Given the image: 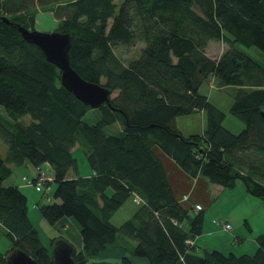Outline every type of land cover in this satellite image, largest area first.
I'll use <instances>...</instances> for the list:
<instances>
[{"label": "trees", "instance_id": "trees-1", "mask_svg": "<svg viewBox=\"0 0 264 264\" xmlns=\"http://www.w3.org/2000/svg\"><path fill=\"white\" fill-rule=\"evenodd\" d=\"M38 11L56 20L54 32L69 35L70 67L105 87L108 104L94 110L81 104L60 86L58 70L22 40L17 26L32 31ZM210 42L224 45L217 58L205 54ZM136 44H142L137 57L122 65L113 49ZM251 48L264 58V0H0V142L6 150L0 228L10 241L0 264L12 248L52 264L27 216L26 198L3 186L8 163L50 168L44 185L54 189L38 210L48 224L61 217L77 222L76 264L106 245L122 247L125 239L133 241L131 255L146 264H264V230L252 254L194 243L202 209L183 206L186 196L174 197L159 157L202 178L210 202L239 181L264 204V63L244 51ZM209 80L234 88L228 114L242 124L238 134L222 127L224 113L199 93ZM91 111L97 116L87 123ZM194 112L204 114V128L184 137L175 119ZM109 126L120 129L106 134ZM75 146L83 150L88 177L78 174ZM132 195L141 200L136 211L113 225L112 213ZM111 264L132 263L123 256Z\"/></svg>", "mask_w": 264, "mask_h": 264}, {"label": "rangeland", "instance_id": "rangeland-1", "mask_svg": "<svg viewBox=\"0 0 264 264\" xmlns=\"http://www.w3.org/2000/svg\"><path fill=\"white\" fill-rule=\"evenodd\" d=\"M120 0H115V5H118ZM35 23L34 29L39 33H52L55 31L56 20L50 15L48 12H37L35 14ZM142 47V44H136L130 48L117 47L113 49L114 56L120 61L122 65H126L130 60L135 59L138 55L139 49ZM224 49V45L218 42H210L205 48V54L210 58H217L222 50ZM243 50V49H242ZM244 51L258 60L259 62L264 63V58L261 53L255 49L251 48L248 51L244 49ZM199 93L206 96L207 100L217 107L220 111H222L225 115L222 121V127L229 131L232 134H238L243 126L242 124L228 114V109L232 104V97L234 93V88L232 87H219V84L216 81L209 80L208 82H203L199 87ZM114 94L111 95L113 97ZM96 113L93 111L89 112L83 120L87 123L94 122L96 119ZM175 124L179 129L180 133L185 137L191 134H199L204 128L205 125V117L201 112H194L189 115L179 116L175 119ZM119 126H109L105 128L104 132L106 134H113L115 131L119 130ZM4 145L0 142V150H4ZM156 148H153L155 150ZM1 153V152H0ZM3 153V152H2ZM72 157L76 160V168L78 173L82 171V167L87 168V163L85 161L84 153L81 147L75 146V148L71 151ZM166 159L170 160L165 156ZM172 162V161H171ZM173 163V162H172ZM163 164V163H162ZM174 164V163H173ZM175 165V164H174ZM176 166V165H175ZM11 169L10 176L3 182V186L17 188V192L26 198L27 209H28V218L32 226L37 232L39 240L42 245L50 252V239L54 236L49 229V224L45 221V219L41 216V213L38 210L39 204L44 203V198L38 193V189L34 183L30 185H26L22 182V177L26 178L28 181H31L36 176V170L40 169L41 173L51 178L52 172L47 165L42 164L37 169L34 168L31 164L25 163L20 166H9ZM177 167V166H176ZM164 171L166 175H170V170L168 166L163 164ZM178 168V167H177ZM179 169V168H178ZM180 170V169H179ZM182 172V171H180ZM183 173V172H182ZM184 176H187L189 189L192 190L194 187V183L198 180V183L203 182L202 178H198V176H189L186 173H183ZM80 176L82 174H79ZM169 180V178H168ZM172 183L173 193L177 191H181L184 188L185 179L182 178H174V180H169ZM44 189H48L44 195L47 193L48 195L52 194L54 189L53 183L48 184V186L40 185ZM207 195V196H206ZM212 195V193H210ZM211 196L208 197V194H205L204 188L199 191V185L195 188V192L191 195L188 202H183L182 205L185 207H190V204L193 205L197 203L202 206V202L206 204L210 200ZM251 201H241L238 202V207L234 209L229 215L225 216V219L231 226L230 230L222 229L220 225H215L213 231H210L206 234L203 232L196 236V245L202 249L206 246L207 249H217L222 253H233L235 255L240 254H252L256 248V243L254 238L257 234L264 230V204L257 198L250 197ZM195 200L197 202H195ZM200 200V202H199ZM208 200V201H207ZM132 201V200H131ZM210 202V201H209ZM133 203V202H132ZM134 204V203H133ZM236 204V205H237ZM203 217L205 216L206 209H202ZM192 214L193 212L190 211ZM223 215L219 213L215 215L214 218L219 222L223 219ZM115 220V219H114ZM240 236V240L238 242L232 243V239L234 236ZM133 245V241L129 240ZM10 246V241L3 234L2 229L0 228V252L4 253ZM92 257L85 264H96L92 261Z\"/></svg>", "mask_w": 264, "mask_h": 264}, {"label": "crops", "instance_id": "crops-1", "mask_svg": "<svg viewBox=\"0 0 264 264\" xmlns=\"http://www.w3.org/2000/svg\"><path fill=\"white\" fill-rule=\"evenodd\" d=\"M0 157L2 159H5L6 155V150H0ZM3 152V153H2ZM161 161L163 164L166 163L170 170V175H167V178L169 180H174V178H182L183 180L185 179V184L184 188L181 191H177L176 193H173L174 197L178 200L181 201L183 196L187 197V202L191 195L195 192V188L199 185V191H201L204 188L205 194L207 193V184L203 180V182L198 183V180H196L194 183V187L192 190L189 189L188 185V179L187 176L185 177L181 170H179L172 162L171 160L166 159L165 157L159 155ZM46 165V164H45ZM7 166H12L11 164H7ZM48 167V166H47ZM10 168V167H9ZM82 171H79L82 174L81 176L88 177L91 175V171L89 170L88 166L82 167ZM35 178V177H34ZM171 189L173 190L172 183L169 181ZM12 186V185H9ZM5 187V186H4ZM207 196V195H206ZM251 196H249L243 187V185L239 182H235V186L233 189L228 190V189H221L219 190L218 194L216 195L215 199L212 202H208L204 204L203 202L201 205H198L197 203L193 205H198L201 209H206L205 216L203 217L202 220V229L201 233L206 232L209 233L210 231H213L215 225H219L216 223L215 219L211 217H215V215H218L219 213L224 214L223 219L220 221H226L225 216L229 215L234 209L238 207V202L241 201H248L250 202ZM195 202H197L195 200ZM200 202V200H199ZM237 204V205H236ZM191 205V204H190ZM27 206V202H26ZM137 209V206L132 203L131 198L127 199L119 209H117L115 212L112 213L110 217V222L113 225H119L122 221L126 220L129 218ZM27 214H28V209H27ZM211 216V217H210ZM115 219V220H114ZM49 229L51 230V233L54 234L53 237H59L63 238L67 242H69L71 245L76 250L81 249V238L79 235V226L77 222L72 218V217H61L59 218L56 222L53 224H49ZM240 236L235 235L234 238L232 239V243L238 242L240 240ZM194 243L196 244V238L193 240ZM119 245H121V242H119ZM131 248L132 244L130 243L129 240L125 239L124 242L122 243L121 246H111V245H106L103 250H101L97 255L92 257L93 259H96L92 262L96 264H111V263H116L120 260L121 257H126L130 263L132 264H146V261L142 258L134 257L131 255ZM205 249L206 246L204 247Z\"/></svg>", "mask_w": 264, "mask_h": 264}, {"label": "water", "instance_id": "water-1", "mask_svg": "<svg viewBox=\"0 0 264 264\" xmlns=\"http://www.w3.org/2000/svg\"><path fill=\"white\" fill-rule=\"evenodd\" d=\"M8 23L6 18H1ZM22 40L35 46L44 60L59 72V84L77 101L91 110L108 104L109 91L102 85L84 81L70 67L68 62L69 35L52 32L39 33L17 26ZM264 120V114H261ZM75 248L63 238L55 239L50 246L52 264H76L73 260ZM4 264H37L29 255L18 248H12L3 256Z\"/></svg>", "mask_w": 264, "mask_h": 264}, {"label": "built area", "instance_id": "built-area-1", "mask_svg": "<svg viewBox=\"0 0 264 264\" xmlns=\"http://www.w3.org/2000/svg\"><path fill=\"white\" fill-rule=\"evenodd\" d=\"M37 169V168H36ZM36 176L34 178V182L32 181H28L26 178L22 177V182L26 185H30L32 183H34L36 185L37 188H39L41 190V196L44 198V202L48 201V194L46 193L44 195V193L48 190L47 188L44 189L42 188L40 185H44L45 182H49L51 180V178H49L48 176L44 175L43 173H41L40 169L36 170ZM131 200L135 205H138L141 203V200L136 196V195H132L131 196ZM195 210H198V206L194 207ZM221 227L225 230L230 229V225L228 223H221Z\"/></svg>", "mask_w": 264, "mask_h": 264}]
</instances>
